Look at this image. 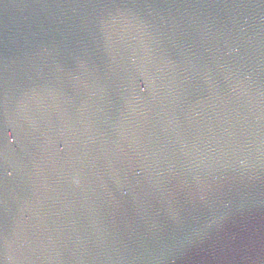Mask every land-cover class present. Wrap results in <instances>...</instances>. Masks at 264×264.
Instances as JSON below:
<instances>
[{
    "label": "water",
    "instance_id": "obj_1",
    "mask_svg": "<svg viewBox=\"0 0 264 264\" xmlns=\"http://www.w3.org/2000/svg\"><path fill=\"white\" fill-rule=\"evenodd\" d=\"M0 264H264V0H0Z\"/></svg>",
    "mask_w": 264,
    "mask_h": 264
}]
</instances>
